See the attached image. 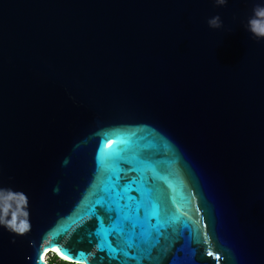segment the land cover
Returning <instances> with one entry per match:
<instances>
[{
	"label": "water",
	"instance_id": "1",
	"mask_svg": "<svg viewBox=\"0 0 264 264\" xmlns=\"http://www.w3.org/2000/svg\"><path fill=\"white\" fill-rule=\"evenodd\" d=\"M256 5L0 0V264H264Z\"/></svg>",
	"mask_w": 264,
	"mask_h": 264
},
{
	"label": "clouds",
	"instance_id": "2",
	"mask_svg": "<svg viewBox=\"0 0 264 264\" xmlns=\"http://www.w3.org/2000/svg\"><path fill=\"white\" fill-rule=\"evenodd\" d=\"M227 3V0H214V4L217 7H222ZM253 15L249 18L247 22L246 29L252 34V36L257 40H264V6L256 5L253 8ZM208 26L212 29H220L223 27V22L219 15L213 16L207 21ZM26 202V197H24ZM25 212V216H27ZM0 223H3L0 221ZM6 230L23 235L26 231L30 230L31 224L27 220L20 223L17 227L15 218L12 219L11 223L3 224Z\"/></svg>",
	"mask_w": 264,
	"mask_h": 264
},
{
	"label": "trees",
	"instance_id": "3",
	"mask_svg": "<svg viewBox=\"0 0 264 264\" xmlns=\"http://www.w3.org/2000/svg\"><path fill=\"white\" fill-rule=\"evenodd\" d=\"M56 261H57V264H72V263H67L64 260L57 259L55 256H53V259H51L48 264H53Z\"/></svg>",
	"mask_w": 264,
	"mask_h": 264
},
{
	"label": "rangeland",
	"instance_id": "4",
	"mask_svg": "<svg viewBox=\"0 0 264 264\" xmlns=\"http://www.w3.org/2000/svg\"><path fill=\"white\" fill-rule=\"evenodd\" d=\"M53 256H55V255H53V254H51V253H48L47 255H46V257H45V260L49 263V261L51 260V259H53ZM56 257V256H55ZM57 258V257H56ZM57 259H59V258H57ZM53 264H57V261L56 262H54Z\"/></svg>",
	"mask_w": 264,
	"mask_h": 264
},
{
	"label": "bare ground",
	"instance_id": "5",
	"mask_svg": "<svg viewBox=\"0 0 264 264\" xmlns=\"http://www.w3.org/2000/svg\"><path fill=\"white\" fill-rule=\"evenodd\" d=\"M47 252H50V251H52L51 249H48V250H46ZM52 252H54V251H52ZM45 251L42 253V256H41V259L43 260V261H45ZM55 253V252H54ZM60 258V257H59Z\"/></svg>",
	"mask_w": 264,
	"mask_h": 264
},
{
	"label": "built area",
	"instance_id": "6",
	"mask_svg": "<svg viewBox=\"0 0 264 264\" xmlns=\"http://www.w3.org/2000/svg\"><path fill=\"white\" fill-rule=\"evenodd\" d=\"M52 254V253H51ZM54 255V254H53Z\"/></svg>",
	"mask_w": 264,
	"mask_h": 264
}]
</instances>
